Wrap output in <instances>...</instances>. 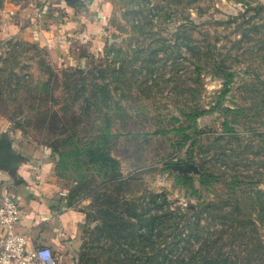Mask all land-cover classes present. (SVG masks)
I'll list each match as a JSON object with an SVG mask.
<instances>
[{
  "label": "rangeland",
  "instance_id": "obj_1",
  "mask_svg": "<svg viewBox=\"0 0 264 264\" xmlns=\"http://www.w3.org/2000/svg\"><path fill=\"white\" fill-rule=\"evenodd\" d=\"M40 3L0 0V7L16 16ZM103 6L92 44L60 57L36 38L10 37L0 21V125L46 147L68 204L85 214L83 243L65 264H130L132 254L143 255L126 238L137 228L126 222L133 207L132 222L139 223L138 215L153 220L179 206L193 207L187 215L195 218L214 203L221 218L201 215V223L222 234L224 255L236 264H264V0ZM195 41L218 52L223 71L234 73L224 102L240 109L238 138L226 150L231 158L216 166L205 164L211 156L199 145L223 131L220 115L199 117L198 129L183 115L196 104L208 107L222 87L213 68L202 71L197 93L188 87ZM195 130L201 137L191 156V138L184 139ZM105 133L110 137L98 138ZM105 141L113 161H91L89 151ZM207 167L218 178L202 185Z\"/></svg>",
  "mask_w": 264,
  "mask_h": 264
},
{
  "label": "crops",
  "instance_id": "obj_2",
  "mask_svg": "<svg viewBox=\"0 0 264 264\" xmlns=\"http://www.w3.org/2000/svg\"><path fill=\"white\" fill-rule=\"evenodd\" d=\"M39 1V7L24 6L16 16L0 7L3 32L36 38L60 57L77 44H92L93 34L101 31L103 5L112 0ZM53 172L46 147L0 125V198L7 193L18 201L19 229L29 235L32 246H49L70 261L83 243L86 218L68 204Z\"/></svg>",
  "mask_w": 264,
  "mask_h": 264
},
{
  "label": "trees",
  "instance_id": "obj_3",
  "mask_svg": "<svg viewBox=\"0 0 264 264\" xmlns=\"http://www.w3.org/2000/svg\"><path fill=\"white\" fill-rule=\"evenodd\" d=\"M139 12L141 15L142 10ZM189 47L193 68L189 75L190 82H188V87H194V93H197V87H204L202 71L207 68L214 69L211 75L218 78L222 84L215 100L210 102L208 107L196 104L191 107L188 113L183 111V115H186L187 119L195 124L196 129H198L197 121L199 117L216 112L220 115V125L223 131L220 133L212 132V135L209 134L208 141L211 144L208 146L199 145L200 148L206 150L205 153L211 156L209 159L204 160L205 164L206 162H213L212 164L216 166L217 161L222 162L225 159L224 161L226 162L231 158L233 152L230 155L226 150L228 148L233 149L232 144L238 138L235 124L236 116L240 109L224 102L227 94L231 91L232 87H230V84L233 82L234 73L223 71V58H220V54L214 52L213 48L208 45L195 41ZM155 53L157 52H153V54ZM106 137H110L109 133H105V135H101L98 138L106 139ZM189 137L191 138L190 145L192 147L190 154L193 156V149L199 144L201 133L195 130L192 136L186 135L184 141ZM108 143L109 141H105V144L100 146L97 152L94 150L89 151L90 160L101 164L105 161H113V157L108 152L109 146H106ZM73 145L76 146L75 144ZM88 147L84 148V151H87ZM78 152L83 153L82 151ZM204 169L205 171L200 180L202 185H207L212 180H217L218 177L213 170L208 167ZM162 201L166 202L165 199ZM192 211H194L193 207L184 208L181 206L168 212L164 209L163 214L157 219L150 220L146 217V214H141L138 215L139 223H134L132 221L137 214L136 207L129 209V221L126 222L130 226H137V228H132V233L128 234L126 238L131 237L132 243L139 244L143 255H138V253L134 252L135 255L132 254L127 259V262L130 264H236L232 260V256L227 258L222 252L220 241L217 239L222 234L215 233L218 229L211 233L207 226L201 223V215H205V218L209 219H216L218 216L221 218L219 203L205 204L195 218H190L187 215L188 212ZM211 241H215V248L213 249L215 251H211ZM122 261H126V259Z\"/></svg>",
  "mask_w": 264,
  "mask_h": 264
},
{
  "label": "built area",
  "instance_id": "obj_4",
  "mask_svg": "<svg viewBox=\"0 0 264 264\" xmlns=\"http://www.w3.org/2000/svg\"><path fill=\"white\" fill-rule=\"evenodd\" d=\"M0 200V264H65L62 254L32 246L29 235L20 231L21 210L14 197L4 193Z\"/></svg>",
  "mask_w": 264,
  "mask_h": 264
}]
</instances>
